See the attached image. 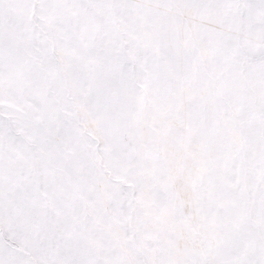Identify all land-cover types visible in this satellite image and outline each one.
<instances>
[{
    "label": "snow or ice",
    "instance_id": "obj_1",
    "mask_svg": "<svg viewBox=\"0 0 264 264\" xmlns=\"http://www.w3.org/2000/svg\"><path fill=\"white\" fill-rule=\"evenodd\" d=\"M0 264H264V0H0Z\"/></svg>",
    "mask_w": 264,
    "mask_h": 264
}]
</instances>
